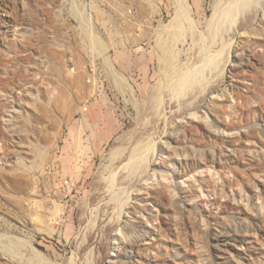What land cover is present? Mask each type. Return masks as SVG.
<instances>
[{
  "label": "rangeland",
  "instance_id": "obj_1",
  "mask_svg": "<svg viewBox=\"0 0 264 264\" xmlns=\"http://www.w3.org/2000/svg\"><path fill=\"white\" fill-rule=\"evenodd\" d=\"M228 2L0 0V264H264V0L185 98L156 43Z\"/></svg>",
  "mask_w": 264,
  "mask_h": 264
},
{
  "label": "bare ground",
  "instance_id": "obj_2",
  "mask_svg": "<svg viewBox=\"0 0 264 264\" xmlns=\"http://www.w3.org/2000/svg\"><path fill=\"white\" fill-rule=\"evenodd\" d=\"M227 1H230V0H227ZM259 1L260 0H235L232 3V0H231V3L228 2L229 5L226 4V7H221L220 9H218L217 14L215 15V18L213 17L214 20L212 21V23H209V26H207L208 27L207 28L208 35H206L205 38L203 37L204 35L200 34L199 31L197 30V27L195 25V21L191 18V16L188 15L187 18L185 16H183L185 14L182 13V10H180V8L178 10L179 13L177 14V16L179 15L178 16L179 18L177 17V20L173 23V25H171L172 27L171 26H167V27L164 26L165 28L159 29L158 35L156 38V43H157V46L160 48V50H161L160 52L162 55V60H161V64L163 66L162 74L165 75L166 81H168L167 85L170 88V92H171L173 100L176 99L178 97V95L180 97L188 96L193 91L197 90L198 88H200V87L202 88L203 84L205 83L207 73L214 71L217 68L218 63L220 61L219 59L221 58L220 55H218V56L212 55V58H210V59L208 58V60H207V62H205V64L200 66V68L195 70L188 77L184 78L183 75H185L184 74L185 72L180 67L181 64L179 65V63H182V62L179 61V63H178V58L182 54V50L178 49V44H182V45L186 44L188 37L191 36V38L193 40H196V42H199L196 45L199 48V53L202 52L203 50H205L206 48L209 49V48L216 47L217 37L221 34L220 30L225 31L226 33L231 32L232 28H233L232 26L236 22L240 21V19L249 10H251ZM224 4H225V2H224ZM237 13H238V17H237ZM163 29L167 30L168 35H166V34L164 35L162 33L164 31ZM222 40H224L223 37H222ZM196 42H194V44ZM229 46L231 47V45H229ZM190 50H191V48H190ZM198 59H199L198 55H197V57L195 56L196 62L198 61ZM191 61H192V59H191ZM196 62H194L193 64L191 63V65H195ZM188 63H190V62H188ZM183 64L181 65L182 67L184 65H186V64H184V65ZM191 65H189V67ZM187 66H188V64H187ZM184 68H186V67H184ZM184 70H186V72H187L188 68L184 69ZM159 90L161 91L160 82L158 83L157 89L155 91V94H156L155 100L161 101V93H159L160 92ZM179 90H181V91H179ZM156 148H154V149H156ZM141 149H142V147H141ZM139 152H141V151H139ZM137 153H136V155H137ZM148 153H147V155L149 157ZM146 159H147V156L142 151L139 154V157L137 158V160L135 161V164L139 165V163L144 162ZM39 224H40V222H39ZM34 252H35L36 256L40 255L39 252H37V251H34Z\"/></svg>",
  "mask_w": 264,
  "mask_h": 264
}]
</instances>
